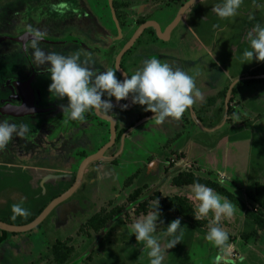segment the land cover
I'll use <instances>...</instances> for the list:
<instances>
[{
  "label": "rangeland",
  "instance_id": "obj_1",
  "mask_svg": "<svg viewBox=\"0 0 264 264\" xmlns=\"http://www.w3.org/2000/svg\"><path fill=\"white\" fill-rule=\"evenodd\" d=\"M188 1L190 0H112L121 28L120 36L113 21L109 0H0V38L9 39L0 44V107L10 100L12 93L10 89L1 90L11 80L25 81L30 67L36 75L41 106L51 105L53 101L67 104L66 98L60 100L51 96L49 76L42 68L35 67L31 49L25 47L22 52L21 44L14 42V39L25 34L28 25L44 31L46 40L63 41L72 38L79 41V44H42L45 50L64 55L79 53L81 61L89 62L87 66L93 71L116 70L115 60L118 54L141 26V22H155L163 32ZM219 2L220 0H200L187 11L176 30L170 34L171 39L167 41L158 40L153 29L146 30L125 54L121 67L125 74H129L131 68L137 70L142 67L145 57L171 52L172 49L181 55V59L187 54L194 55L193 61L184 59V67L182 63L179 64L182 69L195 68L196 72H200L203 68H209L208 63L216 60L223 76L216 77L212 85L226 88L217 99L210 102L218 105L214 118L218 129L214 128L216 130L209 133V122L196 115L197 109L193 105L183 115L189 123L184 128L186 134L182 136L179 145L191 149L195 141L192 154L196 158V164L192 163L193 172L197 171L196 166L205 167L206 163L210 164L209 168L217 173L210 174V180L222 184V187L242 200L244 191L249 190L255 182H260V179L264 180V75L254 74L264 62H256L254 59L252 63L242 64L241 59L242 52L248 48L246 33L256 23L264 24V0H242L237 15L227 19L217 17L212 11ZM116 75L120 79V75ZM238 84L236 91L232 93V89ZM203 85L201 89L204 88ZM247 87L255 88L259 95H249L243 104L235 103L237 90ZM112 102H115L114 98ZM210 104L203 107V112L209 110ZM58 109L60 112L41 114L35 120L4 119L17 125L28 124L30 131L22 137L14 136L6 147L0 149V222L11 226L29 223L53 198L63 194L74 183L79 166L84 160V157L75 153L83 151L88 154L94 149L102 148L105 141L108 142L109 124L104 121L96 124L98 118L94 115L89 121L74 122L71 128L63 132L71 131L69 138L54 144L58 134L54 137L51 135V119L63 115L62 108ZM244 109L248 112L244 113ZM154 123L141 125L139 129L145 132ZM97 131L104 134V141L99 139ZM129 132L131 137L138 135L136 129ZM141 135L142 138L136 140L132 150L127 140L122 139L112 166L115 172L113 180L116 181L112 182L113 186L101 192L98 197L100 202L93 203L92 199L97 198L92 197L93 195H81L83 187L80 186L71 198L56 207L36 229L23 234H8V240L11 239L12 242L4 243L3 248H0V264H55L52 247L56 243L73 248V254L66 264H73L81 259V264H150L147 250L142 242L136 241L131 230V225L143 216L134 217L132 211L126 212L128 216L124 215L125 209L130 206L128 191L124 187L132 182L133 177L129 178L131 175H134V190L149 180L156 182L154 174L148 172L163 170L164 163L161 160L167 153L161 147L165 142L162 136L153 138L149 134L153 145L152 141H147L146 133ZM117 140L118 137L116 142ZM198 143H204L207 147L218 145L217 154L214 152L205 155ZM111 149L106 154L111 153ZM72 155L75 160L71 169ZM150 159L156 162V166H153V162L151 166H147ZM91 167L87 169L85 181ZM50 169L57 171V177L53 179L60 178L45 184L41 182L42 177H47ZM40 172L43 173L42 177L37 180ZM218 172H224L225 176H219ZM67 176L69 180H63ZM162 184L163 182L154 189L146 186L145 194L149 196L158 191L162 197L164 194L170 196L165 191L167 187L161 192ZM168 188L173 189L172 186ZM176 193L178 192L173 194ZM192 203L196 207L193 201ZM15 204H20L29 215L13 219L12 206ZM88 207L90 210L85 213ZM235 208L240 214V210ZM114 209L124 213L116 218L115 213L111 215ZM67 215L73 220L66 221ZM106 216L108 221L105 228L97 233L93 232V223ZM204 218L209 221L208 224L214 221L211 213ZM176 219L181 220V227L185 228L184 234L181 243L172 249H165L163 264H213L217 249L205 239L208 229L194 230L190 228L188 219L161 213L160 220L163 224L159 226L156 235L161 238L162 246L165 244L162 235L165 228ZM235 220L231 225L235 229L230 230L229 243H233L243 233H251L254 244L259 241L264 243L263 232L258 233L253 227L249 230L250 225L239 230L238 219ZM222 221L221 217L218 226H221ZM255 235L259 236L257 240ZM262 254L260 251L258 255L244 254V264H264L263 251ZM240 257L241 254L233 249L231 259L238 260Z\"/></svg>",
  "mask_w": 264,
  "mask_h": 264
},
{
  "label": "clouds",
  "instance_id": "obj_2",
  "mask_svg": "<svg viewBox=\"0 0 264 264\" xmlns=\"http://www.w3.org/2000/svg\"><path fill=\"white\" fill-rule=\"evenodd\" d=\"M242 0H220L212 11L221 19L237 15ZM26 48L31 49L33 63L36 68H42L51 81L49 92L56 99H67L66 105H61L63 115L70 121L84 120L90 111L101 114L112 113L114 104L131 96L133 105H140L145 112L153 114L152 121L162 124L168 119L179 120L189 110L197 98L202 96L196 87L194 79L182 68H173L157 58L145 59L142 67L135 70L131 76L117 78V70L93 71L82 62L79 53L64 55L56 51H47L41 45L46 33L39 28L28 25L25 32ZM248 48L242 52V64L264 62V24L256 23L246 33ZM126 109L128 105H122ZM30 131L28 124L17 125L0 119V149L6 147L14 136L22 137ZM224 176V172H218ZM191 196L198 202L194 209L195 218L214 216L213 223L208 226L205 239L216 249L213 264H233L231 259L233 245L229 243V234L218 222L221 217H232L236 208L226 197H222L213 188L195 182L191 185ZM150 211L131 225L132 234L137 242H142L150 264H163L165 249L174 248L181 243L184 227L181 220L176 219L168 224L162 234L165 244L156 235L163 221L160 220V202H151ZM16 216L29 215L28 211L15 204L12 206ZM241 262L243 257L240 258Z\"/></svg>",
  "mask_w": 264,
  "mask_h": 264
},
{
  "label": "crops",
  "instance_id": "obj_3",
  "mask_svg": "<svg viewBox=\"0 0 264 264\" xmlns=\"http://www.w3.org/2000/svg\"><path fill=\"white\" fill-rule=\"evenodd\" d=\"M199 1L200 0H198L191 8H193ZM186 13L183 15V17L186 15ZM183 17H182V19H183ZM180 23H181V21L179 22V24ZM176 28L177 27H175L174 31L176 30ZM189 55L190 54H187L186 57H183L181 59L180 58L181 55L178 53L176 54V51H174V49H172L171 52H164V53L162 52V53H159L157 55L145 57V59L157 58V59H160L162 62L168 63L173 68H176V67H179L180 63H182V66L184 65V59L185 58H187V59L189 58L188 60L193 61L192 59H193L194 55L191 54L192 56L190 55V57H189ZM195 60H197V59H195ZM215 61L216 60H214V62L208 63L209 68H203L202 67L203 69H201L200 72L199 71L196 72L195 68H192V69L183 68V70L186 71L194 79L196 87L202 93V96L200 98L196 99V102L194 103V105H195V108L197 109L196 115L200 116L205 121L209 122V124H210V126L208 128L209 133L211 132V130L215 131L216 129H214V128H217V126H218V124H216V122L214 121V118L216 117L217 112H218V105H216V104L212 105V104H210V102H211V100L217 99L218 96L224 91V88H225L223 86L216 87V86L212 85V83H214L216 81V77L223 76L219 72L218 63ZM200 62L201 61H199V63ZM193 63H195V61ZM204 65H206V64H204ZM121 66H122V62H121ZM206 67H208V66H206ZM212 68H214V69H212ZM206 69H208V70H206ZM135 70L136 69L131 68L130 73L129 74L127 73L126 75L131 76ZM202 84H204L203 85L204 88L201 89ZM205 85H207V87H205ZM231 85H234V84L232 83ZM238 86H239V84L236 85V88ZM225 90H226V88H225ZM257 91L258 90H256L255 88L250 89L249 87H247L245 89L237 90V99H235L236 100L235 103L236 102H241V103L244 102L245 98H247L249 95H253L252 97L259 95V93ZM207 92H209V95L207 94ZM129 98L131 99V96ZM53 102L54 103H52L51 105H48V107L54 106V108H51V107L50 108L54 109L52 114H55L56 111L59 110L58 108L59 107L61 108V105H63V104H57L56 101H53ZM207 104H210V106H209V110H206L207 112L205 111L206 112L205 113V112H203V109L205 108L204 106ZM64 105H66V104H64ZM131 106H132L131 109H129L128 111H124V110L119 109V108H113L112 113L107 114L109 116L114 117L117 121L116 137H118L119 140H117V142H115V144L113 145V147L111 149V153L105 154V160L104 161L96 162V163L88 166V168H90L91 166L92 167H91V170L88 174L86 181H85V174H86L88 168L86 169V171L84 173L83 181L81 183V188L83 187L82 188L83 190H81V188H80L81 191L79 190L81 192V195H85L87 197L93 195L92 197H95V198L97 197V198L95 200L92 199V202L96 203V204L98 202H100L98 197L101 196V194H102L101 192H103V191L107 190V188L113 186L114 183H112V182L116 181V180H113L115 178V172H114V169L112 166H113V164H115L114 158L118 153V150H119L118 146H120L122 139L127 140L129 147L132 150L133 144L136 142V140L142 138L141 134L146 133L148 135L147 141L148 142L152 141L151 144H153V145H154L153 140H151L149 134L153 138L162 136L163 141H165V142H163L164 145L161 147L165 150L167 155L165 156V158H163L161 160L164 163L163 170L156 169L153 171L149 170V172H148V173L152 172L154 174L153 177H155L156 182L149 180V181L143 183L141 185V187L151 186L152 189H154V188H157V186L161 182H163V184H162L163 186L161 185V188H160L161 192L164 191V189L167 187L165 191L168 192L170 194V196H176V195L185 196V197L189 198L191 201H193L197 206L198 202H196L191 196V186H183V187H173L172 186L173 189L168 188V186H171V179L174 176H176L178 173H181V172H190L195 177H199V178H203V179H211V177L209 175L216 173V171H212L209 168L210 164H208V163L205 164L206 165L205 167L196 166L195 169H197V171L193 172L194 165L192 163L196 164V161H195L196 158L194 159L192 152L194 151V146L196 145V142L193 141L191 149H189V147L185 148V147L179 145V142L183 139L182 136L184 137L186 134V133L184 134V128L186 127V124L189 123V120L183 116L179 120L168 119L162 124H157L155 121H152L153 114L150 112H145L144 108L142 106L133 105V104H131ZM48 107L46 106V107H42V108L45 109ZM244 111L241 110V112H244V113H246V111L248 112V110H245V109H244ZM36 116L37 115H35L33 117L31 116V119H34V118L37 119ZM7 118L18 120V119H25V118H30V117L13 118V117L8 116L4 119H7ZM148 123H150V124L154 123V125H152V126L149 125L150 128H147L145 132L143 130L139 129V127L141 125L148 124ZM132 129H134V130L136 129V132L138 133V135H136L135 137L130 136L129 131ZM51 130H52L51 131V135H52L54 130H55V127L52 126ZM70 134H71V131L58 134L56 140L53 143L56 144L60 140H63L65 138H69ZM120 134H121V137H119ZM98 137L100 140L102 139L104 141V134L101 131L98 132ZM144 138H145V135H144ZM104 143H107V141H105ZM172 144H174V146ZM205 145L206 144H204V143H198V146H200L202 148L201 151L203 153H205V155L213 154L214 152H216L219 149L218 145H217L218 149L216 146H212L213 147L212 148V147H207V145L206 146ZM99 149L100 148L94 149L92 152H90L88 154H86V152H83V151H77V152H82V153L90 156V155L95 154ZM128 151H129V149H128ZM216 154H217V152H216ZM0 156H2V155H0ZM72 157H73V155H72ZM1 159H2V157L0 158V160ZM74 160H75V158L73 157V160L70 163L71 169H72V165H73L72 163L74 162ZM152 162L153 161L151 159L148 160V162L146 163L147 166H151L153 163H154L153 166H156V162H153V163ZM166 171H167V174H165ZM56 172L54 170L50 169L49 173L47 172L48 173L46 175L47 177H42L41 174H43V173L40 172L37 174V180H39L40 177H42L43 179L41 182H44L45 184L49 183L50 181H56V179H53L54 177H57V176H55ZM130 177H133L132 182H130L125 187L123 185V187L126 189V191H128V195L132 194L133 191L138 189V188H135V190H134V187H132L134 184V175L129 176V178ZM58 178H60V177H58ZM65 178L67 180H69V176H67ZM256 184L264 185V180L260 179V182H255L254 185L249 190L244 191V193L247 191H252ZM221 186H222V184H221ZM70 187L71 186H69L67 188L69 189ZM141 187H139V188H141ZM68 189H66V191ZM170 192H172V193H170ZM174 192H178V193L173 194ZM179 193H183V194H179ZM60 195H62V193ZM170 196H167L166 194L163 195V197H170ZM246 200H247L246 196L244 195L242 201L246 202ZM81 201H84V199L81 198ZM47 206L48 205H46V207ZM194 209H195V206H194ZM89 210H90V208L88 207L87 210L85 211V213L89 212ZM236 218L238 219V223L240 225V226H238L239 230L247 228L250 225V223L245 220L244 213L242 211H240V214L238 212H235V214L230 218L222 217L223 221H222L220 227H222L229 235L232 232L230 230L235 229L231 225L233 224L234 221H236L235 220ZM65 219L67 221L69 219V215H67V217H65ZM71 219L73 220V218H70L69 220H71ZM202 219H205L206 221H208L206 218H202ZM251 227L252 226L250 225L249 230L252 229ZM0 233H1V231H0ZM258 233H259V231H258ZM243 234H248V233H243ZM8 236L3 242L0 243V248H3L4 243L12 242L11 239L8 240L9 239ZM230 244L233 245V249L236 250L238 253H240L241 257H243V261H242L243 264L245 263V259H246V258H244V254L253 253V254L258 255V253L260 251V254L263 255L262 251L264 252V245H263L264 243L262 244V241H259V242H256L254 244V240H253L252 236L248 240L244 241L241 239V235H240V238L238 237L233 243H230ZM239 259L238 260L232 259L233 264L241 263V260H239ZM247 264H249V263H247Z\"/></svg>",
  "mask_w": 264,
  "mask_h": 264
},
{
  "label": "trees",
  "instance_id": "obj_4",
  "mask_svg": "<svg viewBox=\"0 0 264 264\" xmlns=\"http://www.w3.org/2000/svg\"><path fill=\"white\" fill-rule=\"evenodd\" d=\"M144 22H141L140 25H143ZM8 38H0V44L7 42ZM254 74L264 75V64L255 70ZM236 88V86H235ZM232 89V93L236 91V89ZM212 101V100H211ZM60 112V110H58ZM94 110L90 111L86 114V118L84 120H76L79 122H86L92 119L94 116ZM67 119L66 116L61 115L60 117H56L51 119V124L55 127V130L52 136H56L57 134L65 132V130L71 128L74 125V122ZM97 123L100 124L103 121L96 119ZM71 123V125L69 124ZM75 155H81L84 159L87 157L84 153H76ZM83 159V158H82ZM199 182L205 184L211 188H213L217 193H219L222 197H226L229 201H231L235 207H237L240 211L244 213V218L250 225L254 228L253 230H258L259 232L264 233V185L256 184L252 191L245 192L246 202L235 197L228 190L222 187L219 183L212 181L210 179H203L199 177H195L190 172H181L178 173L171 179V186L173 187H183V186H191L193 183ZM146 186L136 189L128 196V202L130 206L125 209V213L122 211H118L116 209L112 210V213H115V217L119 218L121 213L127 215V211H132L134 217H140L146 215L151 209V202L158 199L160 202V211L163 214L175 217V218H185L189 220L190 228L197 229H208V221L205 219H196L194 217V207L192 201L182 195L170 196V197H162L160 193L153 192L151 195H146ZM57 196L54 199H56ZM46 208V206L40 210L37 216ZM37 216L32 219L29 223L37 218ZM108 221V217H102L97 219L92 226V231L97 233L100 230L104 229ZM27 223V224H29ZM25 224V225H27ZM8 236V233L1 232L0 233V243L3 242ZM251 233L241 235V239L246 241L251 237ZM258 235L255 236V240L258 239ZM53 259L55 264H66L73 254V248L71 246L63 245L62 243H56L52 247ZM83 260H78L73 264H81Z\"/></svg>",
  "mask_w": 264,
  "mask_h": 264
},
{
  "label": "water",
  "instance_id": "obj_5",
  "mask_svg": "<svg viewBox=\"0 0 264 264\" xmlns=\"http://www.w3.org/2000/svg\"><path fill=\"white\" fill-rule=\"evenodd\" d=\"M198 0H190L188 1L177 13L175 19L173 22L162 32L159 25L155 22H145L143 25H141L132 38L128 41V43L124 46V48L120 51L118 54L116 60H115V69L117 70V73L120 75V79L123 80L125 77V73L122 70L121 67V62L125 54L134 46L136 41L141 37V35L148 29H153L155 31V34L157 35V39L161 41H167L170 37V34L172 31L177 27L179 22L181 21L183 15L191 9V7L197 2ZM109 5L110 9L112 11L113 15V21L115 23V26L117 28L118 34L121 36V28L119 26V23L116 19L114 9L112 7V0H109ZM26 36L25 34L22 35L21 37L14 39L15 43H19L23 46V50L25 49V44H26ZM67 43H75L79 44V41L76 39L72 38H67L66 40L63 41H50L44 39L42 44L45 45H65ZM32 82H33V76L29 78L28 81L21 83V82H14L12 83L13 88L17 91L20 100H21V105L19 106H14L11 104H7L0 108V114L3 116H10L13 118H24V117H31L35 115H41V114H47L49 112L54 111V109H42L38 108L35 105V102L38 100L36 92L32 89ZM115 105L114 108H119L124 111H128L131 109V99L128 98L127 100H123L120 102H113ZM128 105L126 109H123L121 106L122 105ZM95 116L102 120L105 121L109 124V141L102 147L100 148L95 154L87 156L82 163L79 166L75 182L74 184L62 195L54 199L52 202L48 204V206L42 211V213L31 223L28 225L24 226H11L8 224H5L3 222H0V231L5 232L8 234H23L30 232L33 229H36L38 226H40L44 220L50 215V213L59 205L63 204L66 202L69 198H71L74 193L79 189L81 186L84 173L88 166L105 160V154L106 152L113 147L116 141V125L117 121L108 115H103L101 113H98L94 111ZM193 117V116H192ZM193 119L196 121L197 120L195 117Z\"/></svg>",
  "mask_w": 264,
  "mask_h": 264
},
{
  "label": "flooded vegetation",
  "instance_id": "obj_6",
  "mask_svg": "<svg viewBox=\"0 0 264 264\" xmlns=\"http://www.w3.org/2000/svg\"><path fill=\"white\" fill-rule=\"evenodd\" d=\"M25 47H26V44H25ZM21 50H22V52H24L25 51V49L23 50V46L21 45ZM31 76H33V82H32V89L36 92V94H37V98H38V100L35 102V105H36V107H38V108H42V106H41V104H40V100H41V96H40V92H39V89L37 88V86H36V75L34 74V73H32V68L30 67V70H29V72H28V77H27V79L25 80V81H21V80H11L10 82H8L7 83V85L1 90V91H6L7 89H10L11 91H12V93H11V95H10V100H8L6 103H4V105L3 106H5V105H7V104H11V105H14V106H19V105H21V100H20V97H19V95H18V93H17V91L13 88V86H12V83H14V82H21V83H24V82H26V81H28L29 80V78L31 77ZM3 106H1L0 108H2ZM48 107V106H47ZM54 108V106H49L48 108H45V109H51V108ZM42 109H44V108H42ZM53 112V111H52ZM52 112H49V113H47V114H51ZM107 115V114H106ZM38 116V115H37ZM36 116V117H37ZM109 116V115H108ZM6 117H8V116H3V115H1L0 114V119H4V118H6ZM30 117V116H29ZM33 117V116H32ZM110 117H112V116H110ZM31 118V117H30ZM114 118V117H113ZM115 119V118H114ZM116 120V119H115ZM102 121V120H101ZM105 122V121H104ZM107 123V122H106ZM116 129H117V125H116ZM109 137H110V134H109ZM108 141H109V139H108ZM116 142V141H115ZM106 144V143H105ZM165 174H167V171L165 172ZM63 179V178H62ZM56 180H59V178H56ZM63 180H67L66 178H64ZM83 181V180H82ZM75 182V181H74ZM74 184V183H73ZM73 184H71V186L73 185ZM66 192V191H65Z\"/></svg>",
  "mask_w": 264,
  "mask_h": 264
}]
</instances>
